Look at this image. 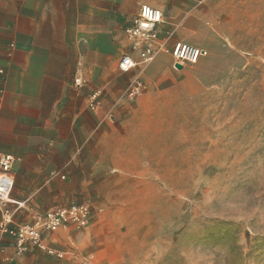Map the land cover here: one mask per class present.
Listing matches in <instances>:
<instances>
[{"label": "rangeland", "instance_id": "374dc122", "mask_svg": "<svg viewBox=\"0 0 264 264\" xmlns=\"http://www.w3.org/2000/svg\"><path fill=\"white\" fill-rule=\"evenodd\" d=\"M256 1V21L225 28L236 49L251 52L216 53L182 71L173 68L176 85L157 94L150 117L133 123L151 132L132 134L122 145V161L137 164L111 167L104 186L90 185L93 196L81 184L74 201L91 206L92 223L68 228L78 234L69 250H39L47 258L56 264H264V0ZM116 24L113 40L120 43L122 23ZM165 61L161 56L155 68Z\"/></svg>", "mask_w": 264, "mask_h": 264}, {"label": "crops", "instance_id": "0c3cea01", "mask_svg": "<svg viewBox=\"0 0 264 264\" xmlns=\"http://www.w3.org/2000/svg\"><path fill=\"white\" fill-rule=\"evenodd\" d=\"M143 5L163 11L161 42L168 48L184 42L208 53L198 64L216 53L251 52L236 49L225 28L230 22L256 21V0H0V68L6 73L0 153L17 159L11 198L21 204L19 221L30 223L35 215L80 204L74 199L82 183L93 196L90 185L104 186L111 167L137 164L122 161L127 159L122 145L132 134L151 132L133 123L150 117L157 94L176 85L170 77L173 59L164 51L143 74L146 91L132 105L123 101L133 75L121 74L113 61L128 51L124 30ZM117 22L122 23L120 43L113 40ZM161 56L166 61L157 70ZM96 91L103 104L92 112L88 98ZM77 235L60 229L47 236V243L69 250ZM4 245L0 264L57 262L33 248L15 258L9 239Z\"/></svg>", "mask_w": 264, "mask_h": 264}, {"label": "built area", "instance_id": "2783aa9c", "mask_svg": "<svg viewBox=\"0 0 264 264\" xmlns=\"http://www.w3.org/2000/svg\"><path fill=\"white\" fill-rule=\"evenodd\" d=\"M164 14L158 8L143 5L132 23L125 27V36L130 44L127 52L119 60V72L123 75H133L123 96L128 101H134L146 89L143 74L147 67L164 51L171 54L174 67L197 65L200 59L208 53L202 49L184 42H176L168 48L161 42ZM166 39L170 33H166ZM5 69L0 68V112L4 98ZM77 85H82L79 79ZM101 106V92L96 91L88 98V109L96 112ZM17 159L10 154L0 153V255L4 253L5 240L9 239L14 249V257H21L30 249L57 253L47 243V236L60 229H86L93 220V210L87 203L72 204L59 207L52 211L38 214L32 222L23 223L18 220L20 203L11 198L14 189L13 170ZM16 205V209L11 206ZM87 264H92L86 260Z\"/></svg>", "mask_w": 264, "mask_h": 264}, {"label": "water", "instance_id": "95a60500", "mask_svg": "<svg viewBox=\"0 0 264 264\" xmlns=\"http://www.w3.org/2000/svg\"><path fill=\"white\" fill-rule=\"evenodd\" d=\"M175 68H176L177 70H183L184 67H182V66H180V65H176Z\"/></svg>", "mask_w": 264, "mask_h": 264}]
</instances>
